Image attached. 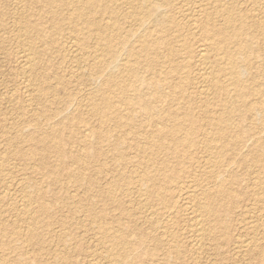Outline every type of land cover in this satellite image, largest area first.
Wrapping results in <instances>:
<instances>
[{
	"label": "bare ground",
	"instance_id": "obj_1",
	"mask_svg": "<svg viewBox=\"0 0 264 264\" xmlns=\"http://www.w3.org/2000/svg\"><path fill=\"white\" fill-rule=\"evenodd\" d=\"M25 1L0 31L40 104L14 126L0 114V264H32L58 203L106 264H198L208 242L218 264H264V0ZM106 201L125 206L114 220ZM50 236L53 264H74L72 233Z\"/></svg>",
	"mask_w": 264,
	"mask_h": 264
},
{
	"label": "rangeland",
	"instance_id": "obj_2",
	"mask_svg": "<svg viewBox=\"0 0 264 264\" xmlns=\"http://www.w3.org/2000/svg\"><path fill=\"white\" fill-rule=\"evenodd\" d=\"M17 1L20 2V4H23L26 2L25 0L24 1L23 0H17ZM15 2H13L12 0H0V8L3 9V11H5V12H6L8 7L10 10L11 9L13 10L14 7L16 5H18V2L17 3H15ZM13 3H14V5H11ZM34 13L38 14L39 12L36 10ZM6 21H7L8 29L11 30L13 28V23H12L13 21L11 20V18H8V17L6 18ZM42 21L47 23V18L46 17L42 18ZM0 36L6 37L4 42H2V41L0 42V91H1L0 92V105H1L0 106V114L1 113H5V114L7 113L8 122H9L8 125L14 126V125L19 124V122H21L23 119H28L29 115L36 113L38 108H39L40 101L38 99H35L36 95L34 94V91H31L28 88H26V86H25L26 82L23 83L24 79L20 78V77H22L20 75V70H19L20 64L17 62L16 53H15L16 49H14V48H17V46L15 44L17 42L15 39L16 37H14V36L12 37V35L10 36V34L7 33V31L6 32L0 31ZM7 37H9V39ZM21 39L23 40V37H21ZM13 43H14V45H13ZM53 58H54V61H59V62L64 60V59H62V56L57 55V54H54ZM66 59H68V58H66ZM48 72L51 73L52 72L51 69ZM20 80H22V81H20ZM70 81L72 82V86H71L72 91L74 94L76 93L77 95L80 94L82 92V90L87 89V87L88 88L90 87V86L86 87V85H83V86L77 85L76 84V78L74 76H72L70 78ZM73 81L75 82V84ZM21 82H22V84H21ZM26 95H27V97H26ZM61 95H63V93ZM26 101H28V102H26ZM35 103H36V106H35ZM66 112H68V111H66ZM31 163L32 162H30V164L27 165V169L29 168V166L32 165ZM11 166L14 169L20 168L19 163H17V162H16V164H11ZM110 167H112V166L108 162V164L105 167V170L109 169ZM91 170H92V173L99 180L100 175H102V174H100V171H97L96 168H92ZM27 173H28L27 180H29L31 182L40 180L41 176L36 174V173L31 172L29 169L27 170ZM103 173L105 174L106 171H104ZM72 193H74V192H72ZM242 203H243L242 207H236L233 210L230 209V216L233 218V220H237V218L239 216L238 214L240 212V209L243 208L244 205L247 204L248 202L246 200H244V201H242ZM263 204H264V202H263ZM53 207L55 208V210H58V211H57V218L52 223V225H53V229H51L52 232L47 236L46 242L43 245V248L41 250H38L37 247H35L33 249V252L30 253L31 255L28 258L29 261H31L32 264H53V258L51 255L52 250L56 249L60 252H62V251L58 247L55 248V240L50 239L51 238L50 235H54L57 232L60 233L61 231H64V232H71L73 235L72 237L74 238V240H73L74 243L70 246L71 250L70 249L66 250V251H69V254H70L69 256L71 257V259H73L72 261L75 262L74 264H89L90 262L93 263L95 260V259L93 260L94 257L95 258L97 257L96 259L99 258L97 261L100 260L99 261L100 263L106 264L105 262H107V258H108L107 253H106L107 245L101 243L98 236L95 234L97 231L91 229L92 226H87L88 227L87 228L85 225H83L84 227H81L80 229H77V228L76 229H71V228L67 229L66 227L69 226V224L67 223L65 225L63 223L65 220H70L71 222H74V220H87L84 218V215H83L84 212L78 211L74 214L75 216L73 215L74 216L73 217L70 215L69 208L63 207L62 204L58 203V204L53 205ZM122 208L124 209L125 206L120 207V208H116L112 203L106 201L105 205H102L100 203V207H98L97 210L103 211L102 212L103 213V220L106 221V220H114L115 218H113V217L119 215V211H121ZM186 218H184V219H186ZM186 221L187 220H185L184 225H186ZM179 224L182 225L183 221L179 220ZM129 225L132 229L131 231H129L130 237H132V238L134 236L139 235L141 232L142 233L146 232V229L143 227L141 230L136 225H134L133 223H130ZM44 229H45V226H43L40 231L44 232ZM233 229L234 228L232 227L231 232L233 234H236L237 231L236 230L233 231ZM44 233H46V232H44ZM151 247H152V243L147 244V248H151ZM225 248L227 249V247H225ZM144 250H145L144 246H140V247H137L134 250H132V252H133V254H137V255L142 254L143 255ZM223 250L224 249H222V251ZM96 251H97V253H95ZM98 251H99V253H98ZM201 251H200L201 257H200V261L198 264H218L216 261L214 249H213V247H210L209 242H208L207 247H205V245H204L203 253ZM93 253H95L94 256H91ZM237 257H239V258L233 264H254V259L252 256H250V257L245 256L243 259H242L241 255L237 256ZM212 260H214V261H212ZM188 264H191V263H188Z\"/></svg>",
	"mask_w": 264,
	"mask_h": 264
}]
</instances>
